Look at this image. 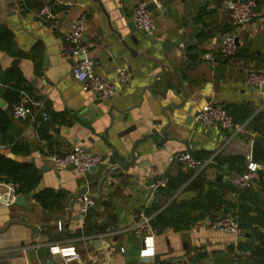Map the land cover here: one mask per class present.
Masks as SVG:
<instances>
[{
  "label": "crops",
  "instance_id": "obj_1",
  "mask_svg": "<svg viewBox=\"0 0 264 264\" xmlns=\"http://www.w3.org/2000/svg\"><path fill=\"white\" fill-rule=\"evenodd\" d=\"M140 1L150 0L0 1V25L10 33V51L0 49V79L6 81L0 82L6 104L0 110L9 120L8 126L0 121V150L13 142L24 147L27 154L14 159L33 164L40 174L31 193L51 190L59 197L45 209L34 196L0 183V264H256L253 250L264 243L247 234L254 226L264 229L247 224L257 206L242 199L245 193L228 197L232 187L225 177L244 171L252 139L264 146V88L244 84L246 69H264V0H255L257 17L242 26L231 23L227 9L240 0H159V9L148 4L155 22L150 33L133 24L132 9ZM44 7L50 18L38 16ZM81 15L82 42L90 45L86 57L117 88L106 102L74 80L72 67L80 57L60 55L70 24ZM229 36L236 54L223 57ZM207 53L213 61L204 59ZM120 68L130 75L124 85L117 84ZM150 85L153 93L146 90ZM16 93L28 103L25 120L8 109ZM206 104L225 109L243 133L203 127L195 114ZM74 146L100 155L103 163L86 173L52 169L49 156ZM184 151L204 161L199 174L171 161ZM120 163L130 165L112 175L109 170ZM260 173L264 177V166L252 189L255 203H264ZM163 177L167 187L154 189ZM84 189L96 203L87 218L71 200ZM19 196L26 197L24 206L15 203ZM141 209L153 216L144 239L129 231ZM161 214L164 221L157 222ZM229 214L243 230L239 239L211 228ZM59 218L65 220L60 232Z\"/></svg>",
  "mask_w": 264,
  "mask_h": 264
},
{
  "label": "built area",
  "instance_id": "obj_2",
  "mask_svg": "<svg viewBox=\"0 0 264 264\" xmlns=\"http://www.w3.org/2000/svg\"><path fill=\"white\" fill-rule=\"evenodd\" d=\"M1 1V0H0ZM152 4L156 8H161L159 0L140 1L134 5L132 9V18L135 29L139 32L150 33L155 29V22L151 11L148 10V4ZM231 23L233 25L242 26L250 23L257 17L255 11V0H240L229 2L227 5ZM38 16L50 18L51 13L47 7H44L38 12ZM86 17L81 15L76 21L70 24L67 33L64 37V42L60 55L64 58H79L80 60L72 67V76L74 80L80 83L85 91H89L96 100L106 102L113 97L116 92V85L106 78L95 72L94 62L87 58L86 55L90 49V45L82 42L84 26ZM223 57H233L236 54V46L234 37H227L223 40L221 46ZM207 61H213V55L207 53L204 55ZM130 75L125 68H120L117 71V84L124 85L129 81ZM244 84L250 88L262 89L264 88V69L249 68L245 70ZM33 105L39 106L38 103ZM40 119L42 121L48 120L47 113L39 106ZM10 113L14 119L25 120L30 114L28 103L25 99L14 103L10 108ZM197 121L205 128L218 127L233 136L243 133L244 128L237 126L231 119L228 112L218 105L206 104L201 107L196 117ZM52 169L60 171L67 168H72L79 173H86L92 168H97L103 163L100 155L93 154L85 147L74 146L68 151L54 153L49 156ZM171 161L181 165L182 167L192 170L194 175L199 174L205 167L204 161L191 155L188 151L175 153ZM244 171L231 172L226 175V181L232 187L228 197L235 199L240 193L253 189L258 179V173L262 170V166L251 160L250 152L244 157ZM169 179L163 177L159 179L154 189H164L167 187ZM71 200L79 204V214L84 217L88 211L95 207V200L90 195L89 191L84 189L74 195ZM70 206L65 207L68 212ZM153 216L148 214L145 209H141L133 213L132 226L129 231L136 235H145L151 229V222ZM64 219L59 218L55 221V227L58 232L62 231ZM211 228L230 234L239 239L243 235V230L234 215H227L216 218ZM49 264H58L57 262H50ZM136 264H170L166 262L151 261L149 263Z\"/></svg>",
  "mask_w": 264,
  "mask_h": 264
},
{
  "label": "trees",
  "instance_id": "obj_3",
  "mask_svg": "<svg viewBox=\"0 0 264 264\" xmlns=\"http://www.w3.org/2000/svg\"><path fill=\"white\" fill-rule=\"evenodd\" d=\"M9 44L10 33L3 26L0 25V49L9 52ZM0 82L4 83L6 81L0 79ZM7 93L13 94L11 91L9 92V90L7 91ZM12 101L14 103L19 101V96L17 93L14 94ZM12 101L8 108L9 110L14 104ZM0 121H2L6 126L9 125L7 114L1 110ZM253 130L257 133L261 132L258 127H254ZM26 154L27 150L15 142L5 146L4 149L0 150V183H5L14 186L15 193L17 195H27L31 192H34L40 180L39 171L33 164L26 161L20 162L14 159V156ZM234 159L235 157H228V160L230 161H233ZM261 180H264V177L260 173L259 182H261ZM260 186L264 188V181L261 182ZM243 193H245L242 196L243 200L247 199V201H250L252 205L257 206V209H253L257 210V215L255 218L252 219V222L248 221L247 227L252 226V224H256L264 229V203L254 202L257 199V196L252 189L244 191ZM34 198L45 209H51L56 206L59 202V197L55 195L51 190H43L41 192L35 193ZM248 209H251V207L244 209V214H242L243 216L246 214V211ZM162 216L163 215L161 214L158 218H156L157 222L158 220L160 222L164 221V218ZM252 254L256 264H264V244L260 245L255 250H253Z\"/></svg>",
  "mask_w": 264,
  "mask_h": 264
},
{
  "label": "water",
  "instance_id": "obj_4",
  "mask_svg": "<svg viewBox=\"0 0 264 264\" xmlns=\"http://www.w3.org/2000/svg\"><path fill=\"white\" fill-rule=\"evenodd\" d=\"M151 9H152V6L148 5V10L151 11ZM146 90H148L150 93H153L152 85L146 87ZM164 90H165V88H163V90L161 92L162 94L164 93ZM5 106H6L5 102L0 99V108H4ZM197 115H198V112L195 114V116L197 117ZM250 157H251L252 161L264 166V146L257 139H252V141H251V144H250ZM110 162H111L112 165H114L115 161L111 160ZM129 165H130V163H120L117 167H115L113 169H110L109 171H110V173L112 175H116V174H119L120 171L126 170ZM95 169L96 168H92L90 170H95ZM106 175H105L104 178H106ZM109 184L113 185L114 181L111 179ZM122 184H123V182H122ZM33 196H34L33 193H30L26 197L27 198H32ZM26 197L25 196H19L16 199L15 203L17 205H19V206H24ZM89 216H90V211H88L86 213L84 218L85 217L87 218ZM247 237L248 238H253V240L256 243H258V244L264 243V231H262L258 226H254L252 228V231L247 234ZM141 239H144V236H141ZM155 261L157 262L158 260L156 259ZM204 264H214V262L213 261H209V262H206Z\"/></svg>",
  "mask_w": 264,
  "mask_h": 264
}]
</instances>
